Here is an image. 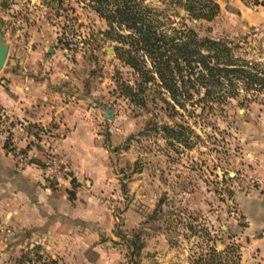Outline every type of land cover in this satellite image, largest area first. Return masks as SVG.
Segmentation results:
<instances>
[{
  "label": "rangeland",
  "instance_id": "374dc122",
  "mask_svg": "<svg viewBox=\"0 0 264 264\" xmlns=\"http://www.w3.org/2000/svg\"><path fill=\"white\" fill-rule=\"evenodd\" d=\"M212 1L219 11L209 22L191 19L177 0L139 3L168 36L193 29L201 39L227 40L235 58L264 69V0ZM98 8L94 0H0L8 46L0 92L11 98L18 82H54L58 107L94 128L95 159L104 162V178L89 186L94 193L80 197L97 222L51 219L36 230L0 219V264L23 257L30 264L33 249L58 264H242L247 223L237 200L252 193L264 200L255 171L264 150V94L240 91L213 111H203L202 95L194 94L179 107L157 85L145 89L144 77L118 58L115 49L128 48L106 37ZM141 85V101L132 102L125 86L138 92ZM57 124L20 120L0 104V148L16 169L38 165L50 188L70 194L72 171L54 148L66 131L56 133ZM92 230L96 236L85 242Z\"/></svg>",
  "mask_w": 264,
  "mask_h": 264
},
{
  "label": "crops",
  "instance_id": "0c3cea01",
  "mask_svg": "<svg viewBox=\"0 0 264 264\" xmlns=\"http://www.w3.org/2000/svg\"><path fill=\"white\" fill-rule=\"evenodd\" d=\"M52 85L55 83L46 78L30 79L25 85L21 82L14 85L11 98L0 92V104L14 117L33 124L57 121L56 133L66 131L65 135L54 138V148L72 171L76 191L70 193L71 199H68L69 187L50 188L38 165L16 169L0 148V219L28 222L36 230L45 228L51 219L59 225L72 222L73 226L84 225L86 217L97 222L99 216L92 217L90 212L83 210L84 202L80 197L90 191L94 193V188L89 190V186L104 178V162L95 159L99 149L95 146L94 128L81 121L77 111L69 114L67 106L58 107L61 92ZM262 152L255 171L264 180V150ZM237 201L247 223L241 262L264 264V200L252 193ZM88 202L93 204L89 199ZM96 234L95 230L88 231L83 236L87 237L85 242L90 243L88 238Z\"/></svg>",
  "mask_w": 264,
  "mask_h": 264
},
{
  "label": "trees",
  "instance_id": "16d2710c",
  "mask_svg": "<svg viewBox=\"0 0 264 264\" xmlns=\"http://www.w3.org/2000/svg\"><path fill=\"white\" fill-rule=\"evenodd\" d=\"M94 1L109 29L106 37L128 48L115 49L121 52L118 58L144 77L145 89L149 84L157 85L181 108L194 94H201L203 111L227 104L240 91L264 94V69L258 63L235 58L232 42L201 39L193 29H172L174 34L168 36L154 23L157 21L154 12L139 0ZM177 3L196 21L209 22L219 11L212 0H177ZM114 27L125 32H116ZM134 54H141L140 60ZM138 88V92L129 86L124 88L132 102L141 101L137 100L138 93L143 94L144 88L142 85ZM30 253H36L34 262L28 259L30 264H58L51 259L42 260L35 249ZM26 259L23 257L19 264Z\"/></svg>",
  "mask_w": 264,
  "mask_h": 264
},
{
  "label": "water",
  "instance_id": "95a60500",
  "mask_svg": "<svg viewBox=\"0 0 264 264\" xmlns=\"http://www.w3.org/2000/svg\"><path fill=\"white\" fill-rule=\"evenodd\" d=\"M8 55V46L2 42V34H0V71L2 70ZM110 114V112H108Z\"/></svg>",
  "mask_w": 264,
  "mask_h": 264
},
{
  "label": "built area",
  "instance_id": "2783aa9c",
  "mask_svg": "<svg viewBox=\"0 0 264 264\" xmlns=\"http://www.w3.org/2000/svg\"><path fill=\"white\" fill-rule=\"evenodd\" d=\"M257 186L259 187V190L264 194V181L263 180H258L257 181Z\"/></svg>",
  "mask_w": 264,
  "mask_h": 264
}]
</instances>
